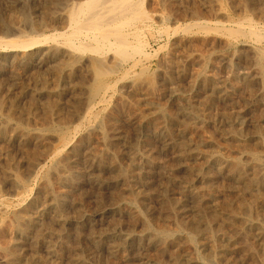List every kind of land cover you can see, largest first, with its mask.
I'll use <instances>...</instances> for the list:
<instances>
[{
    "label": "bare ground",
    "instance_id": "1",
    "mask_svg": "<svg viewBox=\"0 0 264 264\" xmlns=\"http://www.w3.org/2000/svg\"><path fill=\"white\" fill-rule=\"evenodd\" d=\"M63 1L65 2V0H63ZM214 1L216 2V0H214ZM218 1H220V0H218ZM47 2L49 5L52 3H56V0H47ZM211 2H209V3H211ZM220 2L222 4V1H220ZM220 2H219V4H220ZM252 3H253V1L250 2V4H252ZM56 4H58V3H56ZM56 4H54V6ZM155 5H157V4H155ZM25 6H27V5H25ZM263 6H264V4H263ZM144 7H146V6H144V0H79V1L69 0V1H67V3H65L64 7L61 9L60 12L58 10H57L58 12H55V13L52 12L51 17L54 20H56V21L60 20V21H62L61 23L64 22L65 26L67 25L69 27V30L64 31L63 33H61L62 36H60V37L64 38V40H65L64 42H66V44L68 46L67 47L68 51H65V52H68L70 54V56H74V58H80V56L77 55V54H79L78 52H84L85 53V51H90V53H92V52L94 53V54L92 53L93 57H91L92 59L90 61L89 66L92 68V70L94 72L93 76L96 77V78H94V80L96 79V81H95L96 83L94 86L95 88L93 90V95L91 94L92 98H90V99L86 98L87 100H90V101L87 102L88 103L86 106L87 109L84 108L86 112L84 114L82 113V115H83L82 117H79L81 120L80 124H78V125L76 124V126H74V127L73 126L69 127V125L67 126V124L65 123V125H66L65 126L64 125L65 120L63 121V119H61V117H59L58 114H56V115L59 117V121L56 118L57 122H55V121L51 122L50 124L46 125L43 128L38 127L39 125L36 126L37 123H36V125L33 126V124H35V123H32L29 121L32 124V125H30V123L28 122L29 119L25 120L28 123H24V119H20L21 117L17 118V115L20 112L17 115L15 114V112L17 111L16 109L19 105L18 102H20V101H17L18 99H16V97H19V96L15 95L16 96L15 98H11L13 96L10 97L9 94L5 93L4 88H3L2 84L0 83V180H3L2 178H4L5 180L7 178H8L7 180H9V178H11L14 186L17 187L18 189H21V191L17 192L18 196L16 195L18 197V199H17L18 203L17 204L12 202L13 199L10 200L11 202H9V199H8V201H6V199L0 198V264H64V262H62L61 259L59 260V258L63 254L64 251L65 252L71 251V249H72L71 245L74 246V244L71 243L72 242L71 241L72 234H75L77 236L76 238H78V243H76V244H79L80 247H77V249H75V252L73 249L72 252H74V255L73 254L72 255L74 257L72 259L70 258L71 260L67 264H88V262L84 258V255L82 254L83 252L81 251V253H78V251H80L81 248L83 249V247H81V246H83L82 244L87 241V239L85 240V238H84L87 235L90 237L89 241L91 239L93 241V243H95L94 245L97 246V248H99L100 246H102L104 244L106 246L107 238H109L110 240L113 239L114 242L109 244V249H110L111 254H112L111 256L113 257V259L110 261L111 262L110 264H118V262L120 260L118 262H117V260L120 259V256H121V258H124V257L127 258V255L125 253H122V252L123 251L125 252V247L128 243H131V245H132L133 242L137 243L138 245L148 246V247H151V246L155 247V246H160V245L162 246V245L167 244L169 242L176 244L177 248H175V250L177 249L176 250L177 252L176 253L174 252L175 254L173 253L174 255L172 256V260H171L172 264H242L243 262L247 261L248 259L252 260V262H254L255 264H258V263H256L258 260L257 258H259V256H257L258 253L261 256V258H259L260 259L259 264H264V150H263L264 148L261 150V149H256V147H255V149H254V147L252 148L251 143L249 144L251 147L244 143V144L237 146V147L235 145V148L234 147L230 148L228 146H225L224 144H220V143H224V142H217L212 138L211 139L210 138H200V137H203V136H201L202 134L200 135L199 138H197L196 137L197 134H195L193 123L200 121V120H203L202 114L200 115V113H197V111L194 110L191 106H184V107H181L179 109L180 115L182 116V118H181L178 115L170 114L167 111L170 109H165V108H163V106L162 107H155L153 109V113L151 114V116L146 117L144 119L142 117V121L140 123L141 127L144 125L147 126L149 124H151V126H153L152 123H157V126H156L157 129L156 130L163 138H165V144H166L167 148H169L170 150L174 151L175 154H177V156H178L177 162L182 167H185V169L187 171L190 172V174H188V175L186 173L185 174L188 177H190V176L191 177L192 176L197 177V181L193 178H187L186 181L178 182L179 180L176 179V176H174L173 173H171V172L168 173L169 170L166 171V169L161 167L166 172V175H164L163 178L160 180V182H161L160 187H158L159 185L158 186L156 185V187H158V188L151 187V185H155V184H151L149 186L151 188V190L155 189V191H156L155 196L158 198V202H159L158 203L159 205L158 206L156 205V207H159L157 211H156V209L153 210V209H150V207H148L149 202L148 203L146 202V200H147L146 196L147 195L144 193L145 189L143 190V188H144L143 185L147 186L149 183V182H147V181H149L147 179L152 177L151 173L149 171L150 167L147 166V167H149V169L147 171V168L145 165H139L140 164L139 160H137L139 163L136 161L138 163L137 165L136 164H130L131 163L130 161H126L128 163L130 162L129 165L126 162L124 164H127V165H122L118 161V157L120 158L119 155H121L122 152H120V150L118 148L119 144L117 146V143L115 141L109 140L108 130H110L109 129L110 127L109 128H107V127L110 124H109V122H106V123H108V125H106L105 120H104V117L106 115H104V117H103V113H104L103 111L106 110L107 92L109 91V89H111V87L116 85V84H114L113 86H111L110 82L108 81V78L110 77V75L117 73V71H120L122 69V67H124V65L127 63H128L127 65L129 66V68L124 67V72L129 73L130 70L134 69L137 66V64H140L139 62L142 61L141 59L139 60V58H137L138 56H140V57L144 56L143 58L147 59V57H150V56L152 57L154 55V54L151 55L149 53L150 51L148 52L146 50V44L148 42H146V40L144 39V38H147V37H145L146 36L145 32H146V29H148L151 26V23L149 20L150 18L148 16V14L146 13ZM166 8H167V6H166ZM179 8H181V7H179ZM211 8L212 7H210V9ZM218 8H220V7H218ZM21 10H23V9H21ZM25 11L26 12H24L23 14L21 13L22 14L21 19L25 23H29V25L31 24V27H33L34 22H35L32 18L33 16H31L30 11H27L26 9H25ZM222 11L223 10L221 9V12ZM21 12H23V11H21ZM48 12H49V10H48ZM248 12H250V11H248ZM2 13L4 14V12H2ZM196 16H198V15H196ZM3 17H4V15H3ZM226 17H225V19H227ZM246 17L250 18L249 16H246ZM8 18H10V17L8 16ZM166 20H168V18H166ZM239 20H240V18H239ZM7 21L4 20L2 18V16L0 15V23H3L6 26H9V25H7ZM245 21H247V20H245ZM160 22H162V20ZM237 22H239V21H237ZM15 23H17V22H15ZM201 23H202V21H201ZM214 23H216V21ZM195 26H198L197 29L198 30L200 29L202 31L206 25H198V23L195 24L194 22L193 23L178 24L176 26L175 30L181 31V32L184 31L186 33H192L194 31ZM1 28H3V27H1ZM38 28H40V26ZM211 28H212L211 30H213V26ZM216 28H218V26ZM24 29H26V28H24ZM225 29H227L228 35L232 39H239L241 37H246V36L253 37L255 42L260 44L259 46L256 45L255 43L253 45H251V48L254 50V52L256 54L255 57H257L259 59V63L257 60L256 63H254V64H257V63L263 64L264 47L261 46V43H264V29H263V27L262 28L258 27V24H255V22H253L252 19H250L246 25L241 23L238 25V27H234V28L225 27L224 31H225ZM21 30H23V28ZM198 30H197V32H198ZM204 30L206 31V29H204ZM208 30H210L209 27H208ZM208 30H207V32H208ZM34 31H35V29H34ZM224 31L222 33H224ZM25 33L26 32H24L23 34H25ZM49 35H51V34H49ZM229 36H228V38H229ZM18 37L16 39H13L10 37L12 40L9 43L13 46L20 48V49L26 50L28 47H30L32 45L34 46V44H38V43H42V42L44 43L47 40H50L53 36H46L45 35L44 38L41 36L42 37L41 39H40V37L37 38L38 36L37 37H28V38H19V39H18ZM1 40H3V39L1 38L0 42H1ZM251 40H252V38H251ZM243 43H245V42H243ZM2 44L4 45L3 42H2ZM5 44H7V43H5ZM66 44H65V46H66ZM147 45H149V44H147ZM160 45L162 46V44H160ZM225 45H226V43H225ZM50 47L51 48L48 50V55H50L53 58L54 57L56 58V59L54 58L55 62H56L55 72L58 75L62 74L65 71L66 67L68 65H70L71 63L77 64L76 63L77 61L74 63V61L70 60V59H69V61H68V59L66 61L65 60L59 61V59L61 57L59 59L57 57L61 51V47L59 45H55L54 47L50 46ZM107 51L113 52L110 61H108L109 59L107 58L108 57ZM229 52H230V50H229ZM108 53H111V52H108ZM79 55H81V54H79ZM249 55H251V54H249ZM252 55H253V53H252ZM166 56H167V54H166ZM82 57H84V56H82ZM255 57H252V58L255 59ZM48 58H50V57H48ZM71 59H73V58H71ZM4 60L5 59L2 58V61H1V58H0V72L2 71V69L4 67L3 64H5V63H2V62H4ZM52 62H53V60H52ZM78 62H79V60H78ZM24 63H26L24 66H26L27 68H30L33 64V56L26 53L24 55ZM205 63H206V61H205ZM43 64H45V63H43ZM49 64H51V63H49ZM142 65L143 64H141V66ZM205 65H204V67H205ZM258 67H259V65H258ZM140 69H143V68L140 67ZM9 71H10V69H9ZM155 72H157V70H155ZM26 73H28V71ZM169 74H170V72H169ZM176 74L173 73V75H176ZM30 76H32V75L30 74ZM125 76H128V75L126 74ZM135 77H137V76H135ZM133 78H131V79H133ZM201 78H202L201 83L205 84V82L207 80L205 78L203 79V77H201ZM33 79H35V78H33ZM44 79H46V78H44ZM109 79L111 80V78H109ZM165 79H167V78H165ZM129 80H130V78H129ZM140 80H142V79H140ZM245 80H246V78H245ZM18 81L19 80H17V82ZM20 81H22V79ZM47 81L48 80H46V82ZM49 82H50V80H49ZM263 82H264V79H263ZM4 83L5 82L3 80V84ZM173 83H172V85H173ZM37 84H39V83H37ZM37 84H36V86H37ZM151 84L153 85V83H151ZM12 85H14V83H12ZM11 86H9L8 88L10 89ZM15 86H16V84H15ZM135 86H137V85H135ZM18 88H19V86H18ZM201 88H202V86H201ZM37 89L40 90L41 92L47 91V87H46L44 82L41 83L40 85H38ZM211 89H213V88H211ZM254 90H256V89H254ZM59 91H61V90H59ZM177 92H179V90ZM251 92H253V91H251ZM13 93H12V95L15 94V93L14 94ZM20 94H21V92H20ZM64 94H66V93H64ZM175 94H177V93H175ZM149 95H150V93H149ZM179 95H180V93H179ZM187 97H188V95H187ZM137 98H139V97H135L134 100H136ZM153 98H154V95H153ZM44 99H46V98H44ZM48 99H50V98L48 97ZM37 100H39V99H37ZM41 101H43V100H41ZM44 102L46 103V101H44ZM58 102H61V101H58ZM39 103H41V102H39ZM79 103H80V101H79ZM103 103L105 104V106L102 105L101 107H99V105H101ZM50 104H51V102H50ZM77 104H78V102H77ZM248 104H249V101H248ZM47 105H49V104H47ZM72 106H74V105H72ZM80 106H81V104H80ZM54 108L55 107H50V108L48 107L47 112H49V113H47V114L51 115V114L55 113L54 111L56 109H54ZM28 109L26 111H28ZM35 111L36 110H34L33 112H35ZM227 111H229V110H227ZM23 112H25V111H23ZM50 112H51V114H50ZM69 113H70V111H69ZM80 113H81V111H80ZM30 115H31V113L29 111L26 116H30ZM48 115H47V117H48ZM73 115H74V113H73ZM20 116H22V115H20ZM36 116H37V114H36ZM62 116H63V114H62ZM14 117H16L17 119ZM66 118H67V116L65 117V119ZM74 118H76V117H74ZM236 118H237V120L242 121L240 119V117H236ZM49 119H48V121H49ZM51 119H52V117H51ZM109 120H107V121H109ZM114 121H115V119H114ZM36 122H37V120H36ZM45 122H46V120H45ZM69 122H71V121H69ZM206 126L208 127V125H205V127ZM82 127H83V129L81 130ZM111 127L113 129V125ZM198 128H199V126H198ZM240 128H242V127H239V129ZM147 129L149 130L148 127H147ZM254 129L255 128H253V131H254ZM260 130H259V132H260ZM202 131H204L203 128H202ZM261 131H263V130H261ZM139 133H140V131H139ZM78 134H81V136L78 137L79 136ZM258 134H260V133H258ZM110 135H111V137H113L116 134L114 133V135H112V134H110ZM234 136L237 139H238V137L240 138V136H238V135H234ZM117 137H118V135H117ZM257 137L259 138V140H257V142L260 141V139H262L259 144H261L262 142L264 143L263 134L257 135ZM152 139L154 140V138H152ZM217 140H219V139H217ZM128 142L129 141H127L126 143L129 144L130 142L129 143ZM239 142H241V141H239ZM134 145H135V143H134ZM161 145L163 146V144H161ZM15 147L17 149H19V151L21 152V155L24 156L23 157L20 155V157L21 158L23 157V159H20L18 156H15V155H13V153H11L14 150L16 152V149H13ZM132 148L130 150H132ZM137 152H139V151H137ZM149 153H151V151ZM170 153H171V151H170ZM174 153H172V154H174ZM18 154H19V152H16V155H18ZM137 154H140V158L144 159L145 163L151 162V164H155V165L158 164L157 157L159 155H156L157 157L154 156L157 153H155L154 155L152 153L150 155H146V153H137ZM137 154H136V156H139ZM134 155H133V157H135ZM17 157L21 160V162H19L20 163L19 165L23 164L24 162L26 163V164L24 163L25 165H21L20 169H19V166L17 165L18 164V158ZM125 157L127 158V156H125ZM192 157L203 159L202 162H204V160H205V162L203 163L204 166H199V165H201V164H199L198 168L195 171H191L190 166H189L190 165L189 160ZM122 159H124L123 156H122ZM173 160H175V159H173ZM22 161H23V163H22ZM159 161H161V159H159ZM108 163H110V164H108ZM165 164H167V162H165ZM160 165L162 166V164H159V167H160ZM168 165H170V164H168ZM167 167H165V168H167ZM192 167H193V165H192ZM24 169H25V171L22 172V170H24ZM107 169H108L110 178H106L107 179V181H106V180H104L105 178L103 177V176H106L103 171L107 170ZM152 169H154V168H152ZM158 169H160V168H158ZM194 169H195V167H194ZM170 170L173 171L172 169H170ZM213 170H216L218 172L226 171L228 173V176L233 179L232 183L235 182V185L233 183L234 188H236L235 192H238L239 194L238 195L235 194V197H227L221 201L220 200L221 196L219 197L220 192L218 193V189L220 187L218 188L217 187L218 185L215 186L214 184L216 182L215 183L213 182V178H212V174H211V171H213ZM155 171H157V170H155ZM155 171H153V172H155ZM159 171L160 170H158V172ZM102 172L104 173V175L102 174ZM151 172H152V170H151ZM173 172L175 174L176 171H173ZM156 174H158V173H156ZM157 177H155V178H157ZM102 178H104V179H102ZM219 178L220 177H218V179ZM218 179H215V180L217 181ZM225 179H227V178L225 177ZM229 180H231V179H229ZM86 182H88L90 185H92L91 188L94 187L98 192H103L105 190L107 192H109L111 195V198L114 200V203H115L114 209L111 211L114 218H117V217H115V215H117V214L118 215L119 214L120 215L121 214L128 215L130 217L129 219H132L131 223H133L132 221H134L135 226L138 225L141 228V234H137V233L133 234V233H131V231H130L131 234H126L124 232H121L122 229L119 230L118 229L119 227L117 226V224L112 225V228L110 227L111 229L107 230L106 234L102 232L104 235L102 233H101L102 235H100V234L97 235L96 233L94 234L92 231L87 232V230H86L87 222L84 223V221L88 217L87 216L88 214L81 213V210H78V207L82 208L81 205H78L80 199L82 201L85 200L83 197H84L85 191H86V189H85ZM197 182L204 184V186L201 187V185H200V187L199 186L197 187ZM225 182H223V183H225ZM230 182L228 183V185L230 184ZM32 183H34L33 187L31 185ZM158 184H160V183H158ZM141 185H142V187H141ZM174 185H178L179 191L181 190L182 193L185 194L186 200L182 201L181 198L176 199L173 196H172L173 198H171L170 194H172V192L171 193H169V192H170V189L172 188V186H174ZM224 185L222 184V187ZM119 186L121 187V190L118 189ZM219 186H221V185H219ZM15 187H13V188H15ZM222 187H221V189H222ZM91 188L90 189L87 188V189L91 190ZM225 188H227V186H225ZM95 189L92 191L93 193H94ZM3 190H6V189H3ZM89 190L86 192V194L89 192ZM172 190L174 191V188ZM16 191H14V192H16ZM147 191H145V192H147ZM179 191H178V193H179ZM78 192L80 194V197L78 196L79 198H77V196H76V194ZM221 192H222V194H224L223 191H221ZM148 193H149V191H148ZM74 194L76 196V199L74 197ZM97 194H99V193H97ZM0 195H1V193H0ZM102 195H104V194L102 193ZM226 195L229 196L228 194H226ZM226 195L224 194V196H226ZM97 196L99 197V195H97ZM104 196H106V195H104ZM174 196H175V194H174ZM231 196H233V194H231ZM150 197H154V196H151V194H150ZM111 198H109V199H111ZM155 202L154 203L151 202V204L153 203L155 205L156 204ZM188 206H190V207H188ZM110 207H111V205H110ZM112 207H113V205H112ZM187 208H189V210H186ZM118 219L120 220L121 218L118 217ZM92 221H94V220H92ZM126 221H127V219H126ZM118 223H120V222H118ZM108 224H107V226H108ZM236 225L238 226L237 231H245V232H249V234L252 232L255 234V238H256V242H255L256 244H254V242H253V244H250L248 246V248H245V250L242 248L244 250L243 251L244 256L241 252L242 250L239 248L241 250L239 252L240 253L239 255L241 256V254H242V257H240V256L236 257L235 256V254H236L235 251L239 250V249H237V245L239 243H241L242 240L238 241L239 243H237V240L236 241L234 240L235 239L234 236L227 235L225 233V230H227L225 228H228V231H226V232L229 233V231H230L229 227L235 228L234 226H236ZM215 227L218 229V230L216 229L217 232L214 231ZM232 228H231V230H232ZM94 230H96V228ZM223 230H224V232H223ZM7 231L11 232L13 234L12 238L9 237L11 240V243H9L10 241L6 238L5 234ZM230 234H231V232H230ZM240 234H238V235H240ZM245 235H246V233H245ZM250 235L248 238H251ZM6 239H7V241H6ZM2 240H5L6 242L3 241L4 243H1ZM61 240H62V242H61ZM244 240H245V238H244ZM249 240H251V239H249ZM74 242H76V241H74ZM246 242H247V240H246ZM87 243H88V241H87ZM244 244H247V243H244ZM244 244H243V246H244ZM79 245H75L74 247L76 248V246H79ZM138 245H137V247H138ZM86 246H87V244H86ZM134 246H132V247H134ZM240 247H242V246H240ZM128 249H129V247H128ZM159 249H162V248H159ZM21 251H28L29 253L25 254ZM61 251H63V252H61ZM87 251L88 250H86V252ZM202 251H208L207 256L204 255L203 253H201ZM138 252L140 253V251H138ZM94 253H96V252H94ZM153 253H152V255H153ZM154 255H156V254H154ZM157 255H159L158 252H157ZM163 255H166V254H163ZM111 256H109V257H111ZM88 257H90V255ZM100 258H102V257H100ZM89 259H92V258H89ZM161 259H162V261L157 259V256H156V259L154 261L152 260L148 263L149 264H166V262L164 263V261H166V260H164L163 256ZM125 260H127V259H125ZM169 262H170V260H169ZM250 262L251 261H249V264H250ZM95 263H97V262H95ZM104 263H106V262H104ZM89 264H90V262H89ZM101 264H103V262ZM134 264H136V263H134ZM138 264H140V263H138Z\"/></svg>",
    "mask_w": 264,
    "mask_h": 264
},
{
    "label": "rangeland",
    "instance_id": "2",
    "mask_svg": "<svg viewBox=\"0 0 264 264\" xmlns=\"http://www.w3.org/2000/svg\"><path fill=\"white\" fill-rule=\"evenodd\" d=\"M67 1H69V0H65V2L63 0L62 1L56 0V3H58V4L52 3V4L48 5L47 0H0V15L2 16V18L4 20H6V21L8 20L7 25H9V26H6L5 24L0 23V39L1 38L3 39L0 42V58H1V61H2V58L5 59L4 62H2L5 64H3L4 67H3L2 71L0 72V74H1L0 75V83L3 86L5 93L9 94L10 97L13 96L11 98H15L16 96H19V97H16V99H18L17 101H20V102H18L19 105L16 109L17 113L15 112L16 115L20 112L17 115V118L21 117L20 119H24V123H28L29 121L32 123H35V124H33V126L36 125V123H37L36 126L39 125L38 127H41V128L45 127L46 125L50 124L51 122H54V121L57 122V119L59 121V117H61V119H63V121L65 120L66 122L64 121V125L66 123L67 126L69 125V127H72V126L74 127V126H76V124L77 125L80 124L81 120L79 117H82L83 116L82 113L84 114L86 112L85 109H87V107H86L88 104L87 102L90 101L87 99L92 98L93 90L95 88L94 86L96 83L95 82L96 79L94 80V78H96V77L93 76L94 72H93L92 68L89 66L90 61L92 59L91 57H93L94 53L92 52L93 53L92 54V53H90V51H85L86 54L84 52H78L81 55L83 54L82 56H84L85 58L79 54H77V55L80 56V58H74V56H70V54L68 52H65V51H68L67 50L68 46H67L66 42H64L65 41L64 38H62L60 36H62L61 33H63L64 31H66V30L68 31L69 27L67 25L65 26L64 22H63L64 23L63 24V23H61L62 21H60V20L56 21L51 17L52 12H54V13L58 12V11L60 12L61 9L64 7L65 3H67ZM71 1H79V0H71ZM220 1H222V4ZM220 1L216 0V2H215L214 0H197V1L196 0H146V1L144 0V6H146L144 8H145V11L150 18L149 20L151 23V26L148 29H146V32H145L146 36L144 35L145 37H147L144 39L146 40V42H148L147 44H149V45L146 44V50L148 52L150 51L149 53L151 55H153V54L154 55L152 57L151 56L147 57V59L143 58L144 56H141V57L138 56L137 58H139V60L141 59L142 61H140L139 62L140 64H137V66L134 69H132L133 71L128 70L129 73L124 72V67L129 68V66L127 65L128 63H127L124 65V67H122V69L120 71H117V73L110 75L109 78H111V80L108 78V81L110 82L111 86L116 84L113 87H111V89H109V91L107 92L106 110L103 111L104 112L103 117H104V115H106L105 116L106 118L104 117L105 123L109 122V124H110V125H108V123H106V125H108L107 128L110 127L109 128L110 130H108L109 133L107 132L108 138L111 141H115L117 143V146L119 144L118 148H119L120 152H122V154L119 155L120 158L118 157V161L122 165H127V164L129 165L130 162H131L130 164H136L137 165L140 162L139 165H145L147 168V171L150 167L149 171H150L152 177L147 179L149 181L146 180L147 182H149L147 185L148 187L143 185V187H144L143 190L145 189L144 193L147 195L146 196L147 197L146 202L147 203L149 202L148 207H150V209H153V210L156 209V211L159 208V207H156V205L157 206L159 205L158 204L159 203L158 198L155 196V192H156L155 189L152 188L154 190L153 191V190H151V188L149 186L151 184H155V185H151V187H154V188L160 187V185H161L160 180L163 178L164 175H166V172L164 171V169H166V171L169 170L168 173L169 172L173 173V175L176 176V179L179 180L178 182L186 181L187 178H193L197 181V177L196 176H194V177L193 176L192 177L187 176L188 174H190V172L187 171L185 169V167H182L177 162L178 161L177 154H175L174 151L167 148V146L165 144V138H163L156 130L157 129V127H156L157 123H152L153 126H151V124H149L150 126L144 125L141 127L140 123L142 121V117L144 119L146 117L151 116V114L153 113V109L155 107H162L163 106V108H165V109H170V110H167L170 114L178 115L181 118H182V116L180 115L179 109L181 107H184V106H191L194 110L197 111V113H200V115L202 114L204 121L200 120V121L193 123V127L195 130V134H197L196 135L197 138H199L200 135L202 134L201 136H203V137H200V138H210V139L212 138L217 142H224V143H220V144H224L225 146H228L230 148H232V147L235 148V145L237 147V146H240L244 143L246 145H249L251 143V146H252V148L254 147V149H255V147H256V149H261V150L264 148L263 142H262L263 144L262 143L259 144L262 139H260V141L257 142V140H259L257 135L263 134V137H264V92H263L264 91V82H263V79H264V61H263V64L262 63L258 64L259 59L257 57H255L256 54H255L254 50L251 48V45H253L254 43L258 46L260 44L256 43L255 40L253 39V37H251V36L250 37L252 38V40L249 36H246L247 38L241 37L239 39H232L228 35L227 29H225V31H224L225 27L234 28V27H238V25L241 23L246 25L250 19H252V21L255 22V24H258V27H260V28L263 27V29H264V12H263L264 11L263 10L264 9L263 8L264 7L263 6L264 0H220ZM251 1H253V3H252L253 5L250 4ZM209 2H211V3H209ZM219 2L221 5L219 4ZM54 4H56V5L54 6ZM155 4H157V5H155ZM25 5H27V6H25ZM166 6H167V8H166ZM217 6L220 8L222 7L221 9L223 11L221 12V9L218 8ZM179 7H181V8H179ZM210 7H212V8L210 9ZM21 9H23V10H21ZM25 9L27 11H30L31 16H33L32 18L35 21L33 27H31V24L29 25V23H25L21 19L22 14L24 12H26ZM48 10H49V12H48ZM21 11H23V12H21ZM248 11H250V12H248ZM2 12H4V14ZM3 15H4V17H3ZM196 15H198V16H196ZM223 15L224 16L226 15L227 17L226 16L225 17L227 19H225V17ZM8 16L10 18H8ZM246 16H249L250 18H248ZM166 18H168V20H166ZM239 18H240V20H239ZM161 20H162V22H160ZM245 20H247V21H245ZM201 21L203 24L201 23ZM215 21H216V23H214ZM237 21H239L240 23ZM15 22H17V23H15ZM193 22L195 24L198 23V25H206L205 28H203V30L206 29V31L204 30L205 31L204 32L203 30L202 31L200 29L198 30L197 29L198 26H195V28H194L195 32L193 31L192 32L193 34L192 33H186L184 31L181 32V31L175 30L176 26L178 24L193 23ZM39 26H40V28H38ZM207 26L210 28V30L212 29L211 27L213 26V30H211V31L208 30ZM217 26H218V28H216ZM1 27H3V28H1ZM20 28L21 29L23 28V30H21ZM24 28H26V29H24ZM34 29H35V31H34ZM196 29L198 30V32ZM207 30H208V32H207ZM223 31H224V33H222ZM24 32H26V33L23 34ZM19 33L20 34L22 33V34L20 35ZM49 34H51V35H49ZM45 35L46 36H53V37L44 43L42 42V43L34 44V46L33 45L30 46L26 50L20 49V48L13 46L9 43L12 40L11 38L16 39L18 36H19L18 39L19 38H28V37H37V36H38L37 38L40 37V39H41L42 37L44 38ZM228 36H229V38H228ZM2 42L4 43V45L2 44ZM243 42H245V43H243ZM5 43H7V44H5ZM225 43H226V45H225ZM65 44H66V46H65ZM160 44H162V46ZM55 45H59L61 47V51L57 57L58 59L61 57L59 59V61H61V60L66 61L67 59H68V61H69V59L73 60L74 63L77 61L76 62L77 64L71 63L70 65H68L67 66L68 68L66 67L65 71L60 75H58L55 72V64H56L55 59L56 58L54 57L55 58L54 59L53 57L48 55V50L51 48L50 46L54 47ZM261 46L264 47V43H261ZM229 50H230V52H229ZM231 51L232 52L234 51V52L232 53ZM108 52H111V53H108ZM26 53L33 56V64L30 67L31 69L24 66L26 64V63H24V55ZM112 53H113L112 51H107V56H108L107 58L109 59V60L107 59L108 61H110V59L112 57ZM252 53L254 56L252 55ZM166 54H167V56H166ZM249 54H251V55H249ZM48 57H50V58H48ZM252 57H255V59ZM71 58H73V59H71ZM52 60H53V62H52ZM78 60H79V62H78ZM257 60H258L257 64L259 65V67L257 64H254V63H256ZM205 61H206V63H205ZM43 63H45V64H43ZM49 63H51V64H49ZM141 64H143V65L141 66ZM204 65H205V67H204ZM140 67L143 68L144 70L140 69ZM9 69H10V71H9ZM155 70H157V72H155ZM27 71H28V73H26ZM169 72H170V74H169ZM29 73L32 76H30ZM173 73L174 74L177 73V74L173 75ZM126 74L128 76H125ZM135 76H137V77H135ZM32 77L35 78L36 80L33 79ZM164 77L167 79H165ZM201 77H203V79L205 78L207 80L205 82V84L201 83V79H202ZM44 78H46V79H44ZM129 78H130V80H129ZM131 78H133V79H131ZM245 78H246V80H245ZM21 79H22V81H20ZM140 79H142V80H140ZM3 80L5 82L4 84H3ZM17 80H19L18 81L19 83L17 82ZM46 80H48V81L46 82ZM49 80H50V82H49ZM11 82L14 83V85H12ZM43 82L45 83V85L47 87L46 92H41L40 90L37 89V86ZM37 83H39V84H37ZM151 83H153L154 86ZM172 83H173V85H172ZM15 84H16V86H15ZM36 84H37V86H36ZM8 85L9 86L12 85L10 87V89L8 88L9 87ZM135 85H137V86H135ZM18 86H19V88H18ZM201 86H202V88H201ZM211 88H213V89H211ZM254 89H256V90H254ZM59 90H61V91H59ZM178 90H179V92H177ZM251 91H253V92H251ZM20 92L22 95L20 94ZM12 93L14 95H12ZM64 93H66V94H64ZM149 93L151 96L149 95ZM175 93H177V94H175ZM179 93H180V95H179ZM153 95H154V98H153ZM187 95H188V97H187ZM48 97L50 99H48ZM135 97H139V98L134 100ZM44 98H46V99H44ZM37 99H39L40 101ZM41 100H43V101H41ZM121 100L122 101L124 100V101L122 102ZM44 101H46V103ZM58 101H61V102H58ZM79 101H80V103H79ZM248 101H249V104H248ZM39 102H41V103H39ZM50 102H51V104H50ZM77 102H78V104H77ZM47 104H49V105H47ZM80 104H81V106H80ZM72 105H74L75 107ZM102 105L105 106V104L103 103V104L99 105V107H101ZM46 107L47 108L48 107L49 108L55 107L54 108V109H56L54 111L55 113L51 114V112H50L51 115H48L47 113H49V112H47ZM27 109H28V111H26ZM34 110H36V111L33 112ZM227 110H229V111H227ZM23 111H25L26 113ZM29 111H30L31 115L26 116ZM69 111H70V113H69ZM80 111H81V113H80ZM35 113L37 114V116ZM73 113H74V115H73ZM46 114L48 115V117ZM56 114H58L59 117ZM62 114H63V116H62ZM20 115H22V116H20ZM64 116L65 117L67 116L68 119L67 118L65 119ZM51 117H52V119H51ZM74 117H76V118H74ZM236 117H240V119L242 121L237 120ZM14 118H16V117H14ZM37 118L39 120L41 119L42 121L41 120L39 121ZM47 118L48 119L50 118L49 121ZM27 119H29L28 122L25 121ZM114 119H115V121H114ZM36 120H37V122H36ZM45 120H46V122L47 121L48 122L46 123ZM107 120H109V121H107ZM69 121H71V122H69ZM30 125H32V124L30 123ZM112 125H113V129L111 127ZM205 125H208V127L207 126L205 127ZM198 126H199V128H198ZM147 127L149 128V130L147 129ZM239 127H242V128L239 129ZM202 128L204 131H202ZM253 128H255L254 131H253ZM82 129H83V127L81 128V130ZM260 129L263 131H261ZM259 130H260V132H259ZM139 131H140V133H139ZM114 133L116 135L111 137L110 134L114 135ZM258 133H260V134H258ZM78 135H79L78 137L81 136V134H78ZM117 135H118V137H117ZM234 135L240 136V138L238 137L239 140L237 138H235ZM152 138H154V140ZM217 139H219V140H217ZM127 141L130 142V143L128 142L130 145L126 143ZM239 141H241V142H239ZM134 143H135V145H134ZM161 144H163V146ZM138 145L139 146L141 145L140 146L141 148ZM130 147L131 148L133 147L132 148L133 151L130 150L131 149ZM13 149H16V152H19V154L16 155L15 150L12 151L11 153H13V155H15V156H18L20 159H23L24 156L21 155V152L19 151V149H17L16 147ZM137 151H139V152H137ZM150 151L153 155L155 153H157L154 155L155 157H157L156 155H159L157 157V161H158L157 165L151 164V162L145 163V160L140 158V154H137V153H146V155H150L151 154V153H149ZM170 151H171V153H170ZM172 153H174V154H172ZM136 154L139 156H136ZM20 155L23 157L21 158ZM133 155L135 157H133ZM122 156L124 159H122ZM125 156H127V158ZM19 158H18V164L17 165L19 166V169H20V166L25 165L26 163L24 162L25 163L24 164L22 161L23 164L19 165L20 164L19 162H21V160ZM159 159H161V161H159ZM173 159H175V160H173ZM137 160H139V162ZM126 161H130V162L128 163ZM189 161H190L189 166H190L191 171H195L198 168L199 164H201L199 166H204L203 163L205 162V160H204V162H202L203 159L193 158V157L190 158ZM125 162L127 164H124ZM165 162H167V164H165ZM108 164H110V163H108ZM159 164H162V166L160 165V167H159ZM168 164H170V165H168ZM192 165H193V167H192ZM147 166H149V167H147ZM151 167L154 169H152ZM161 167H163L164 169H162ZM165 167H167V168H165ZM194 167H195V169H194ZM158 168H160V169H158ZM108 169L103 171L106 176H103L104 173L102 172V174H103L102 176L105 178V179L104 178H102V179H104L106 181H107L106 178H110ZM170 169H172L173 171H176L175 174ZM151 170H152V172H151ZM155 170H157V171H155ZM158 170H160V171L158 172ZM23 171H25V169L22 170V172ZM153 171H155L158 174H156ZM211 174H212L213 182L214 183L216 182L214 185L215 186L218 185L217 186L218 188L220 187L219 189L218 188L217 189H218V193L220 192L219 197L221 196L220 197L221 201L227 197H235V194L236 195L239 194L238 192H235L236 191V188H234L235 182H233L234 183V185H233V183H232L233 179L228 176V173L226 171L218 172L216 170H213V171H211ZM155 177H157L158 179ZM218 177H220V178L218 179ZM225 177L227 179H225ZM2 179L3 180H0V186H1L0 187V193H1L0 198H4V199H6V201H8V199H9V202H11L10 200L13 199L12 202L17 204L18 203L17 192L21 191V189H18L17 187L14 186L11 178H9V180H7L8 178L6 180L4 178H2ZM215 179H218L217 180L218 182ZM229 179H231V180H229ZM223 182H225V183H223ZM229 182H230V184L228 185ZM158 183H160V184H158ZM222 184L223 185L225 184V185L222 187ZM31 185L33 187L34 183H32ZM156 185L157 186L159 185V186L156 187ZM200 185H201V187L204 186V184L197 182V187L198 186L200 187ZM219 185H221V186H219ZM225 186H227V188H225ZM13 187H15L16 189ZM91 187H92V185H90L88 182H86V187H85L86 191H85V195L83 197L85 200L82 201L80 199V201L78 203V205H81L83 208L82 209V208L78 207V210H81V213L88 214L87 215L88 217L86 218V220L84 219L85 220L84 223L87 222V226H86L87 232L92 231L94 234L96 233L97 235L98 234L102 235L103 233L106 234L107 230L112 228V225L117 224V226L119 227L118 229L123 230V231L121 230V232H124L126 234H131V233L141 234V228L138 225L135 226L134 221H132L133 223H131L132 219H129L130 217L128 215H123V214L118 215L117 214L118 216L115 215V217H117V218H114L111 211L114 209L115 203H114V200L111 198V195L109 192H107L106 190H105L106 192L105 191L98 192L94 187L93 188H91ZM141 187H142V185H141ZM177 187H178V185H174L170 189L169 193L172 192V194H170L171 198H173V197L176 199L181 198L182 201L186 200L185 194L182 193L181 190L179 191V187L178 188ZM221 187H222V189H221ZM87 188H89V189L91 188V190H89ZM173 188H174V191L172 190ZM3 189H6V190H3ZM94 189H95V191H94L95 194L92 192ZM118 189L121 190V187L119 186ZM88 190H89V192L86 194V192ZM147 190L149 191V193ZM177 190L179 191V193ZM14 191H16V192H14ZM145 191H147V192H145ZM221 191H223V193L225 195L228 194L229 196H227V195L224 196V194H222ZM97 193H99V194H97ZM102 193L106 196L102 195ZM75 194H74L75 199H76V196H77V198L80 197L79 192L77 193L78 195L76 194V196H75ZM150 194H151V196H154V197H150ZM174 194H175V196H174ZM231 194H233V196H231ZM97 195H99V197ZM109 198H111V199H109ZM151 202H153V203L155 202L156 204L155 205L153 203L151 204ZM110 205H111V207H110ZM112 205H113V207H112ZM188 207H190V206H188ZM186 210H189V208H187ZM118 217L121 218L120 219L121 221L118 219ZM126 219H127V221H126ZM92 220H94V221H92ZM118 222H120L121 224ZM107 224H108V226H107ZM92 227L94 229L96 228V230H94ZM234 227L236 229L229 227V230H230L229 233L226 232V231H228V228H225V229H227V230L224 229L225 233L227 235L234 236L235 237L234 240L235 241L237 240V243H239L238 241L242 240L241 243H239L237 245V249L240 248L242 251L240 249L238 251H235L236 252L235 256L239 257L240 251L242 252V254L244 256L243 251L245 250V248H248V246L250 244H253V242H254V244H256L255 243L256 242L255 234L251 232L250 233L251 235H250L249 232L237 231L238 226L236 225ZM231 228H232V230H231ZM216 229L217 228L215 227L214 231L217 232L218 229L217 230ZM224 230H223V232H224ZM130 231H131V233H130ZM230 232H231V234H230ZM245 233H246V235H245ZM238 234H240V235H238ZM248 234L250 235L251 238H248L249 237ZM5 235H6V238L10 241V242L9 241L8 242L11 243L10 238L13 237V234L11 232L7 231ZM71 237H72L71 243L74 244V246L79 245V244H76V243H78V238H76L77 236L75 234H72ZM84 238H85V240L87 239L88 243H87V241L85 243H83L82 244L83 246H81V247H83V249L81 248L80 251H78V253H81V251L83 252L82 254L84 255V258L86 259L88 264H89V262H90V264H98V263L101 264L102 262H103V264H106V263L110 264L111 263L110 261L113 259V257L111 256L112 254H111V251L109 249V244L114 242L113 239L110 240L109 238H107L106 246L104 244V245L100 246L99 248H97V246L94 245L95 243H93V241L91 239L89 241L90 237L88 235ZM244 238H245V240H244ZM7 239H6V241H7ZM249 239H251V240H249ZM246 240H247V242H246ZM3 241L6 242L5 240H2L1 243H4ZM74 241H76V242H74ZM61 242H62V240H61ZM244 243H247V244H244ZM86 244H87V246H86ZM243 244H244V246L245 245L246 246L244 247ZM137 245L138 244L134 243V242L132 245H131V243H128L125 247V252L124 251L122 252V253H125L127 255V258H125V257L121 258V256H120V259L117 260V262L120 260L118 262V264H122V263L123 264H134V263H136V264H138V263L147 264L148 262H150L152 260L154 261L156 259V256H157V259H159L160 261H162L161 258L163 256L164 260H166V261L163 260L164 263L166 262V264H169V263L172 264V261H171L172 256L177 252L176 251L177 249L175 250V248H177V245L172 243V242H169V243L164 244L162 246L160 245V246H155V247L154 246L148 247V246H142V245H138V247H137ZM74 246L71 245V247H72L71 251H66V252L61 251V252H63V254L61 255L62 257L60 256L59 260L61 259V261L64 262V264H67L74 257L73 255H74L75 249H77V247H80V245L76 246V248ZM132 246H134V247H132ZM240 246H242V247H240ZM128 247H129V249H128ZM159 248H162V249H159ZM73 249H74V252H72ZM86 250H88V251L86 252ZM138 251H140V253ZM21 252H23L25 254L29 253L28 251H21ZM94 252H96V253H94ZM157 252L159 253V255H157ZM152 253H153V255H152ZM201 253H203L204 255L207 256L208 251H202ZM154 254H156V255H154ZM163 254H166V255H163ZM242 254L240 257H242ZM89 255H90V257H88ZM99 256L102 258H100ZM109 256H111V257H109ZM158 256L159 257L161 256V257L159 258ZM257 256H259V258H261L259 253L257 254ZM89 258H92V259H89ZM259 258H257L258 260L256 259L257 260L256 263H258V264L260 263ZM125 259H127V260H125ZM169 260H170V262H169ZM249 261H251L250 264H252V263L255 264L250 259H248L247 261H245L243 263L241 262V263L242 264H247V263L249 264ZM95 262H97V263H95ZM104 262H106V263H104Z\"/></svg>",
    "mask_w": 264,
    "mask_h": 264
}]
</instances>
